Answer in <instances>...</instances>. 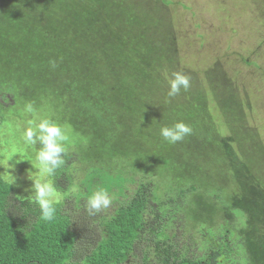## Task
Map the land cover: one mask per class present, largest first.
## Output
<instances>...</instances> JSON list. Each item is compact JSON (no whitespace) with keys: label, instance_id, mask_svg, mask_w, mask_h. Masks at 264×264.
Wrapping results in <instances>:
<instances>
[{"label":"trees","instance_id":"1","mask_svg":"<svg viewBox=\"0 0 264 264\" xmlns=\"http://www.w3.org/2000/svg\"><path fill=\"white\" fill-rule=\"evenodd\" d=\"M11 14L8 7L0 10V36L13 29L9 24L17 19ZM24 23L21 17L17 31L21 43L40 47L44 41H52L44 33L37 35L31 26L28 31L21 26ZM71 39L77 42L73 36L65 40L70 48L62 49L70 57L59 62L62 68L67 61L74 66L78 63V67L67 70L73 74L70 83L61 93L54 91V99L61 102L60 116H70L69 125L78 122L74 129L84 130L81 133L87 140L76 149L55 152L48 161L42 158L47 146L40 147L39 141L31 140L30 146L39 152L44 150L40 153V160L47 161L44 180L55 192L50 190L44 203L34 198L17 199L11 183L0 176V264H264V197L252 180L243 181V168L235 153L219 148L217 130L204 127L200 119L192 121L188 108L175 102L170 111L178 112V116L172 122L177 130L188 128L180 135L161 132L163 123L156 112V119L152 118L146 100L125 101L120 90L112 97L113 117L102 119L109 132L98 130L95 125L103 127L98 116L104 113L97 106L90 112L83 102L97 99L93 98L97 94L91 84L98 77L94 73L99 68L97 55L105 45L93 39L72 49ZM49 47L51 51L38 59L16 42L13 46L1 44L0 68L10 64L26 79H33L37 73L41 92L46 93L53 90L54 81L44 73L59 77V72L46 68L49 62H55L52 55L57 51L52 43ZM151 53L152 49L144 55L149 61ZM73 55L78 59L73 61ZM153 58L156 60V53ZM157 68L160 71V65ZM6 74L0 71V133L5 131L6 120L22 126L31 124L21 114H7L6 107L16 97L17 83ZM149 79L151 89L162 92L166 101L181 99L160 73ZM33 97L35 94L30 99ZM75 98V105L68 102L63 107V102ZM164 108L162 105L159 112ZM186 116L188 120H184ZM236 117L233 115L235 121ZM89 129L94 136L87 133ZM210 143L219 149L215 154ZM29 145H25L26 151L31 149ZM2 153L0 149V159ZM210 154L216 161L209 162L207 171ZM194 166L201 174L183 180L185 168ZM221 178L228 182L218 184ZM204 200H213L228 217L222 223L208 225L201 212ZM232 210L244 220L238 231L231 225Z\"/></svg>","mask_w":264,"mask_h":264},{"label":"rangeland","instance_id":"2","mask_svg":"<svg viewBox=\"0 0 264 264\" xmlns=\"http://www.w3.org/2000/svg\"><path fill=\"white\" fill-rule=\"evenodd\" d=\"M7 7L12 10V19L17 21L9 24L13 29L8 28L0 36V45L13 46L16 42L24 52L29 48L31 56L39 59L42 53L51 51L49 44L52 43L57 55H52L55 62H49L46 68L59 72V77L52 76V72L44 73L49 79L52 77L50 80L54 83L53 90L42 93L37 73L33 74V79H26L10 64L0 68L17 83L16 97L6 107L7 114L15 112L31 122L22 126L6 120L5 131L0 133L3 137L0 144L4 145H0L3 150L0 176L11 183L17 199L46 202L51 191L55 194L53 185L44 180L47 161L55 152L76 149L87 140V135L81 133L84 130L74 129L73 125L78 122L69 125L71 117L60 116L61 102L54 99L55 92L61 93L70 83L73 74L67 70L74 71L78 67V63L74 66L67 61L63 64L66 68H62L59 62L70 57L62 49L70 48L65 40L73 36L77 42L70 40L72 49L93 39L105 45L97 55L99 68L94 73L98 77L91 84L97 94L93 98L97 99L83 102L90 112L97 106L104 113L98 116L100 120L113 117L112 97L120 90L125 101L146 100L147 107L152 108V118L156 119V112L163 123L161 132L180 135L188 127L177 130L173 118L178 112L170 111V107L179 102L188 108L192 121L200 119L204 127L217 130L219 148L235 153V159L243 168V181L252 180L264 197V0H0V10ZM85 15L89 17L85 19ZM21 17L25 22L21 26H26L28 31L31 26L37 35L44 33L52 41H44L39 47L17 40ZM150 49L152 61L144 57ZM73 57V61L78 59ZM15 65L20 67V64ZM158 72L176 89L174 95L180 96V100L166 101L162 92L151 89L149 76H158ZM57 78L59 80H55ZM31 94H35L32 100ZM40 94H44V98ZM76 101V98L69 99L62 105L69 102L73 106ZM162 105L165 108L159 112ZM225 105H229L230 110ZM233 115L238 116L236 121ZM56 120L59 121L52 122ZM101 122L103 127H95L108 133L106 121ZM87 133L95 135L92 129ZM209 135L213 140L212 130ZM31 140L39 141L40 147L47 146L42 157L47 161L40 160L44 150L41 148L39 152L30 146ZM25 145L31 149L26 151ZM211 147L212 154L219 150ZM208 156L209 161L205 158L207 171L209 162L216 161L211 154ZM218 163L220 166L221 161ZM192 169L185 168L187 173L182 176L183 180L201 174L195 166ZM227 182V178H221L218 184ZM202 207V216L210 226L228 217L213 200H204ZM231 213L235 221L231 225L238 231L237 226H242L244 220L235 210ZM195 224L192 221V225Z\"/></svg>","mask_w":264,"mask_h":264}]
</instances>
